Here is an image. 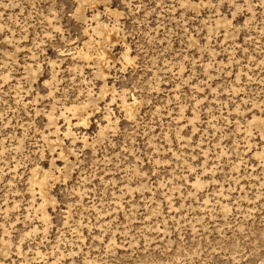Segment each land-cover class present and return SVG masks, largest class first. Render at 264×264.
<instances>
[{"label": "rangeland", "instance_id": "374dc122", "mask_svg": "<svg viewBox=\"0 0 264 264\" xmlns=\"http://www.w3.org/2000/svg\"><path fill=\"white\" fill-rule=\"evenodd\" d=\"M262 262L264 0H0V264Z\"/></svg>", "mask_w": 264, "mask_h": 264}, {"label": "bare ground", "instance_id": "6f19581e", "mask_svg": "<svg viewBox=\"0 0 264 264\" xmlns=\"http://www.w3.org/2000/svg\"><path fill=\"white\" fill-rule=\"evenodd\" d=\"M42 192H43L44 195H47V194H48L47 186H44V187L42 188ZM261 264H264V262H262Z\"/></svg>", "mask_w": 264, "mask_h": 264}]
</instances>
